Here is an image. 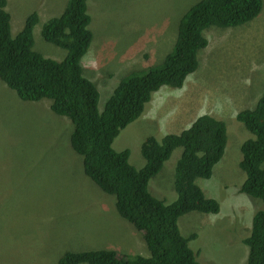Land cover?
Wrapping results in <instances>:
<instances>
[{
    "label": "rangeland",
    "instance_id": "obj_1",
    "mask_svg": "<svg viewBox=\"0 0 264 264\" xmlns=\"http://www.w3.org/2000/svg\"><path fill=\"white\" fill-rule=\"evenodd\" d=\"M67 1L8 0L12 36L37 11L33 48L62 60L67 49L45 40L42 28ZM198 1L88 0L94 37L82 64L84 74L97 82L101 111L131 70L162 62L173 48L180 18ZM205 34L209 43L199 52L197 70L182 87L164 85L155 91L145 112L121 130L113 147L129 148L130 162L141 168L147 136L162 140L205 113L224 120L225 153L210 178L197 179L221 210L191 211L178 224L185 236L197 233L190 246L202 264H242L248 253L241 237L251 233L254 213L264 209V202L239 190L247 175L240 167L241 146L254 134L236 113L254 106L264 92V5L245 24L212 26ZM50 105L46 98L21 99L0 79V264H59L66 251L91 249L149 256L141 232L118 212L116 196L85 174L83 156L70 143L72 120ZM182 150L176 148L149 181L151 192L168 203L178 196L174 176Z\"/></svg>",
    "mask_w": 264,
    "mask_h": 264
},
{
    "label": "trees",
    "instance_id": "obj_2",
    "mask_svg": "<svg viewBox=\"0 0 264 264\" xmlns=\"http://www.w3.org/2000/svg\"><path fill=\"white\" fill-rule=\"evenodd\" d=\"M7 3L0 0V79L23 100L50 99L55 113L72 120L70 143L83 156L85 174L104 192L116 196L118 212L141 232L150 251L149 256L119 255L110 249L66 251L58 263L202 264L190 246L197 233L183 235L178 220L191 211L221 210L220 202L208 196L197 179L210 178L223 157L228 142L226 122L205 113L188 128L169 132L162 140L147 136L141 144L145 158L141 168L130 162L129 148L117 151L113 142L145 112L155 91L164 85L180 88L197 70L199 52L209 43L208 28L245 24L261 13L264 0L196 2L180 18L173 48L162 62L131 70L102 111L97 82L84 74L82 64L94 37L88 0H68L63 12L43 25L44 39L67 49L62 60L33 48V30L40 19L37 11L30 13L22 30L12 36ZM236 117L254 134L241 146L240 167L247 175L239 190L264 202V92L254 106L242 108ZM178 147L183 149L174 176L178 196L168 203L151 192L149 181ZM243 242L249 248L246 264H264V209L254 213L251 233Z\"/></svg>",
    "mask_w": 264,
    "mask_h": 264
},
{
    "label": "crops",
    "instance_id": "obj_3",
    "mask_svg": "<svg viewBox=\"0 0 264 264\" xmlns=\"http://www.w3.org/2000/svg\"><path fill=\"white\" fill-rule=\"evenodd\" d=\"M249 234H250V233H247V234H245V235H243V236L241 237L242 242H243V239L246 238ZM243 243H244V242H243ZM246 248H247V253H249V250H248L249 248H248L247 246H246ZM246 256H247V254H246ZM246 256H245V257H246ZM246 261H247V259H244L243 262H242V264H246ZM236 264H241V263H240V262H237Z\"/></svg>",
    "mask_w": 264,
    "mask_h": 264
},
{
    "label": "clouds",
    "instance_id": "obj_4",
    "mask_svg": "<svg viewBox=\"0 0 264 264\" xmlns=\"http://www.w3.org/2000/svg\"><path fill=\"white\" fill-rule=\"evenodd\" d=\"M39 16H40V14H39ZM250 235V234H249ZM143 236V235H142Z\"/></svg>",
    "mask_w": 264,
    "mask_h": 264
}]
</instances>
